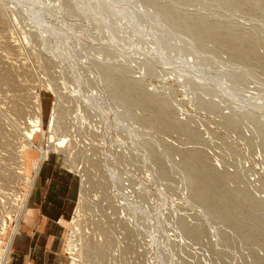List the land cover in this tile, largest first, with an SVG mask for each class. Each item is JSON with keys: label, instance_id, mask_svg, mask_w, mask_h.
I'll return each mask as SVG.
<instances>
[{"label": "rangeland", "instance_id": "374dc122", "mask_svg": "<svg viewBox=\"0 0 264 264\" xmlns=\"http://www.w3.org/2000/svg\"><path fill=\"white\" fill-rule=\"evenodd\" d=\"M44 178L52 264H264V0H0V264Z\"/></svg>", "mask_w": 264, "mask_h": 264}, {"label": "crops", "instance_id": "0c3cea01", "mask_svg": "<svg viewBox=\"0 0 264 264\" xmlns=\"http://www.w3.org/2000/svg\"><path fill=\"white\" fill-rule=\"evenodd\" d=\"M65 190L62 183L45 178L35 188L25 225L14 240L12 264H52L47 256L60 246L63 227L58 220L68 211Z\"/></svg>", "mask_w": 264, "mask_h": 264}, {"label": "bare ground", "instance_id": "6f19581e", "mask_svg": "<svg viewBox=\"0 0 264 264\" xmlns=\"http://www.w3.org/2000/svg\"><path fill=\"white\" fill-rule=\"evenodd\" d=\"M34 4V3H33ZM37 5V4H36ZM34 6V5H33ZM95 6V5H94ZM36 8V7H35ZM31 9V8H30ZM90 9V8H89ZM88 9V10H89ZM99 9V8H98ZM97 9V10H98ZM33 10V9H32ZM34 11V10H33ZM91 12H93L92 10H90ZM89 11V12H90ZM98 11H100V10H98ZM98 11H97V13H98ZM32 12V11H31ZM35 12V11H34ZM33 13V12H32ZM174 13V12H173ZM171 14V13H169L168 11H166V14L168 15V16H170L172 19L173 18H177L176 17V15H174V14ZM215 29V32L216 31H218L219 32V34H220V30L221 31H228V27H221V26H219V25H216V28H214ZM96 30V29H95ZM42 34V33H41ZM238 38H240V37H243L244 35L243 34H240L239 35V33H238ZM241 39V38H240ZM115 40V39H114ZM148 43V42H147ZM157 48H158V46H157ZM157 50V49H156ZM147 57H148V55H147ZM106 70V69H105ZM196 71H199V70H196ZM200 73V72H199ZM106 74L108 75V77L111 79V77H113V78H115L116 76H118L119 77V75H117V73L116 72H109V71H107L106 72ZM120 79H121V84H122V86H123V84L125 83L124 82V80H123V78H122V76L120 77ZM50 87V86H49ZM51 87H54L53 85L51 86ZM50 87V88H51ZM112 92V96H113V93H114V91H111ZM122 92L124 93L125 91H124V88H123V90H122ZM224 92V91H223ZM228 93V92H227ZM80 96V95H79ZM248 97V96H247ZM259 97H261V96H259ZM258 97V98H259ZM62 99V98H61ZM91 99V98H90ZM113 99L114 100H116L115 99V96L113 97ZM38 100V99H37ZM111 100H112V98H111ZM230 100V99H229ZM257 100V99H256ZM88 101V100H87ZM123 102V101H122ZM255 103V102H254ZM240 105V104H239ZM112 106V105H111ZM114 106V105H113ZM254 106L256 107V108H261L262 109V107H263V105H261V104H254ZM36 107V106H35ZM83 107H87V105H84V106H82V108L80 107V110H79V112L81 113V114H83ZM34 108V107H33ZM84 108V109H85ZM113 109H114V107H112ZM121 108V107H120ZM112 109V110H113ZM123 109V108H122ZM61 110V109H60ZM113 111H115V110H113ZM118 112V111H117ZM79 113V114H80ZM162 113V112H161ZM57 114V113H56ZM58 114H60V113H58ZM57 114V115H58ZM80 114V115H81ZM84 114H86V113H84ZM104 114V113H103ZM120 115H123V114H121V111H120ZM36 116V115H35ZM83 116V115H82ZM55 117H56V115H55ZM86 117L84 116V119H85ZM121 119V118H120ZM37 120H38V118H37ZM32 122V121H31ZM37 122V121H36ZM54 122V121H53ZM55 126H56V122H55ZM55 128V127H54ZM58 131V130H57ZM77 131V130H76ZM55 133V132H54ZM78 135V134H77ZM54 136L55 135H52L51 136V138H50V142L51 141H53L54 140ZM76 138V137H75ZM80 138H82V137H80ZM74 139V138H73ZM77 139V138H76ZM59 141H60V143L59 144H57V145H55V144H50L49 145V147H48V149H47V151H46V155H47V153L49 154L50 152H54L55 154H58V155H63V154H65L66 155V159H67V161L69 162V163H73V158H69V156H71L72 154H71V151H69V149L67 148V140H61V139H59ZM79 141V140H78ZM69 142V141H68ZM76 142V141H75ZM28 143V142H27ZM26 143V144H27ZM70 143V142H69ZM88 144V143H87ZM70 145V144H69ZM68 145V146H69ZM89 145V144H88ZM71 146V145H70ZM79 146V145H78ZM31 149V148H30ZM93 149V148H92ZM88 150V149H87ZM90 150V149H89ZM94 151V150H93ZM90 153V152H89ZM71 159V160H70ZM40 164L42 165V161L40 160L39 162H37V167H39L40 166ZM82 166V165H81ZM81 166H78L77 164H76V166L75 165H69V167H70V171H74V173H76L78 176H80V178H81V181H82V186H83V191H82V195H81V201H80V205L78 206V218H76L75 220H76V223H75V226H74V230H72V232H73V234L71 235L72 237H71V239H69L70 241H69V243H68V247H67V249L73 254L74 253V255L76 256V257H78V253L79 252H81V250H79V249H77V248H79L78 247V245H79V243H80V232H81V223H82V221H84L82 218L84 217V215H82V213H83V203H84V200H85V196H86V192H87V189H86V187L87 186H89L90 185V179H88V175H86L85 173H82V171H80V169L79 168H83V167H81ZM42 168V167H41ZM113 171V170H112ZM122 176V175H121ZM85 178V179H84ZM112 178V179H111ZM119 178L121 179L120 180V182H119V180H118V174H116L114 171L113 172H110V179L111 180H113L112 181V183L111 184H113V186H115L116 184H118V186L121 188H119L120 189V191L121 190H125L126 192H124V191H121L122 193L124 192V193H126V194H129V192L131 191H129V189H130V187H126V184L127 183H129V179H125V180H123L120 176H119ZM22 179V178H21ZM27 178H25L24 180H26ZM84 180H85V182H84ZM33 185H35L34 184V180H33ZM124 186H125V188H124ZM203 186H204V184H203ZM85 188V189H84ZM203 191V190H202ZM125 196V195H124ZM14 208V207H13ZM24 213V212H23ZM22 214V213H21ZM21 218H22V216H21ZM20 220H19V223L17 224V226L16 227H18L19 225H20ZM85 248V247H84ZM10 250H11V248H9L8 249V253H6V260H5V263L4 264H8L7 263V261H8V259H9V252H10ZM82 250H83V248H82ZM83 252V251H82ZM86 253V252H85ZM84 253V254H85ZM74 256V257H75ZM71 264H78V262L77 261H75V260H73L72 261V263ZM80 264V263H79Z\"/></svg>", "mask_w": 264, "mask_h": 264}]
</instances>
